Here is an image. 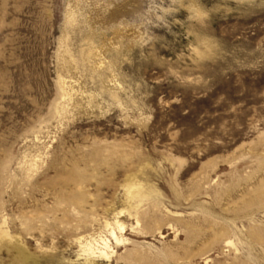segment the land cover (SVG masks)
I'll return each instance as SVG.
<instances>
[{
    "label": "rangeland",
    "instance_id": "1",
    "mask_svg": "<svg viewBox=\"0 0 264 264\" xmlns=\"http://www.w3.org/2000/svg\"><path fill=\"white\" fill-rule=\"evenodd\" d=\"M137 205L147 234L121 215L115 246L104 218ZM146 253L264 264V0H0V264Z\"/></svg>",
    "mask_w": 264,
    "mask_h": 264
},
{
    "label": "bare ground",
    "instance_id": "2",
    "mask_svg": "<svg viewBox=\"0 0 264 264\" xmlns=\"http://www.w3.org/2000/svg\"><path fill=\"white\" fill-rule=\"evenodd\" d=\"M77 171H79V170H77ZM70 176H73V175H70ZM82 186H83V181L81 180L79 173H77L76 181L73 183L74 189L71 191L73 193L71 194V192H70V194H71V195H69L70 197H68V198L61 197L60 200L56 199L57 202H55V205L57 206V208L60 206L62 207L61 210H58V209L57 210L55 209V210L62 212L63 217H65V219H68V215L70 213L74 214V217L72 218V220L70 222L69 221L65 222V225H70V223L72 221L76 222V225L74 227L76 230L79 229L81 226L84 228L86 226V224L89 222L91 223L93 221V218L96 215V214H94L93 210H91V212H89V213H84L83 209H86V208H84V202L85 201H84V197H83V193H82ZM62 187L60 188V191H64V188H66V187H63V188ZM124 189H125L126 199L129 201L137 198V199H140L139 202L137 200V202H138L137 204H140L143 199L147 198L146 195H142L141 188L137 184L129 185L127 183L124 185ZM96 207H97V205H96ZM137 208H138V205L134 208V210L132 212H130V210L128 208L121 209L117 212L115 210H113V211H115V213L112 215L111 222L107 221L106 218H104L103 228L107 231L109 237L112 239L115 246L124 245L127 242V240L124 239V237L122 235V233L125 230V225L123 222L119 221V218L121 215L126 214V216L128 218H131L134 221L136 232L141 233V234H147V232H145L146 228L145 229L142 228L141 217H140V213H139ZM157 208L158 207L155 204L151 206L152 214H155V212L157 211ZM147 211L143 212L142 215L143 216L148 215ZM85 212H86V210H85ZM81 213H83V214L81 217H79L81 215ZM153 216L154 215H152V217H149V218H151V220H154L153 224L156 225L157 221L153 218ZM89 219H92V220H89ZM76 220L80 221L79 225H77ZM78 226H80V227H78ZM151 226L153 227V225H151ZM130 228L133 229L132 226H130ZM1 234L3 235L4 238L8 237V235L4 232H2ZM92 236L93 235H89L88 237L83 238L82 245L80 243L81 249H85L86 252L90 253L91 256L98 254V258H102V259L107 260V261L110 260L112 257V249L110 247L109 240L106 239L105 237H101L100 235H98L96 238H92ZM215 238L217 239L218 237H215ZM78 241H79V239H78ZM224 242L227 246L231 245V242L226 241V239ZM151 257L152 256L150 254L146 253V254H140V257H124V258L118 257V258H116V260H125V261H127V264H157V263H155V261Z\"/></svg>",
    "mask_w": 264,
    "mask_h": 264
}]
</instances>
